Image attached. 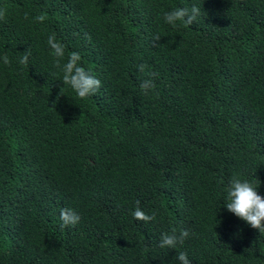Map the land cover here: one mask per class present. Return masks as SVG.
Listing matches in <instances>:
<instances>
[{
	"label": "trees",
	"instance_id": "obj_1",
	"mask_svg": "<svg viewBox=\"0 0 264 264\" xmlns=\"http://www.w3.org/2000/svg\"><path fill=\"white\" fill-rule=\"evenodd\" d=\"M193 5L191 25L165 22ZM0 8V264H264V234L224 205L233 176L264 196V0ZM52 34L61 66L77 52L101 81L94 95L63 84ZM137 201L154 220L133 217ZM173 229L190 235L161 248Z\"/></svg>",
	"mask_w": 264,
	"mask_h": 264
},
{
	"label": "clouds",
	"instance_id": "obj_2",
	"mask_svg": "<svg viewBox=\"0 0 264 264\" xmlns=\"http://www.w3.org/2000/svg\"><path fill=\"white\" fill-rule=\"evenodd\" d=\"M200 11V8L195 5L190 9L187 7L176 8L165 12L163 18L166 23L173 26L176 25L177 21H181L188 26L197 20ZM5 16L6 9L0 8V20H4ZM24 18H28L27 12L24 13ZM46 18V14H39L35 17V20L42 23ZM155 39L159 40V37L157 36ZM47 43L52 51V55L56 58L55 67L60 68L63 73L61 80L63 84L70 86L81 99L94 95L101 87V81L80 64L79 53L72 52L69 55L67 62L61 66L60 60L64 57V45L57 40L55 34L48 37ZM30 55L31 53L26 51L19 63L22 65L27 64ZM3 63L5 65H10L11 61L7 56H4ZM146 67L147 65L144 64L138 66L139 70L142 72ZM154 87L155 84L151 80H144L140 84V88L145 94H147L148 90ZM257 187L258 186H254L253 183L247 179L233 176L229 181L227 200L224 205L230 213L245 221L253 229H257L260 234H264V196L258 194L256 190ZM139 203V201L136 202L137 206L132 212L133 217L145 222L154 220L155 215L146 214L139 207ZM60 215L65 226L69 224L75 225L80 219L79 215L74 211L61 210ZM189 235L190 233L186 229H180L179 232H177L176 229H173L171 234H162L159 246L161 248H176L178 244L182 245ZM177 259L180 261V264H191L187 258L186 252H179L177 254Z\"/></svg>",
	"mask_w": 264,
	"mask_h": 264
}]
</instances>
